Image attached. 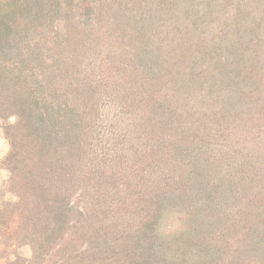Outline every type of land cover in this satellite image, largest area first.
Listing matches in <instances>:
<instances>
[{
  "label": "trees",
  "instance_id": "1",
  "mask_svg": "<svg viewBox=\"0 0 264 264\" xmlns=\"http://www.w3.org/2000/svg\"><path fill=\"white\" fill-rule=\"evenodd\" d=\"M0 121L6 264H264V0H0Z\"/></svg>",
  "mask_w": 264,
  "mask_h": 264
},
{
  "label": "rangeland",
  "instance_id": "2",
  "mask_svg": "<svg viewBox=\"0 0 264 264\" xmlns=\"http://www.w3.org/2000/svg\"><path fill=\"white\" fill-rule=\"evenodd\" d=\"M36 118V117H35ZM1 121H0V205L2 203L8 202L9 200H11V193L7 191V180L9 179V173L4 170L1 169V165H2V159L4 157V155L9 151L10 149V144L8 139L6 138V136L4 135V133L2 132V125H1ZM10 124H14V119L10 118ZM10 241H8V245ZM17 243L19 244H23V241L21 240H17ZM11 247V246H8ZM25 247V246H24ZM24 247H20L17 251H18V255H21L23 258L26 259H30L33 256V253L28 249V248H24ZM15 249L14 247L9 248L8 251L0 256V264H6V258H11L13 260H15L17 258V254L14 253ZM2 250H0V254H1Z\"/></svg>",
  "mask_w": 264,
  "mask_h": 264
}]
</instances>
